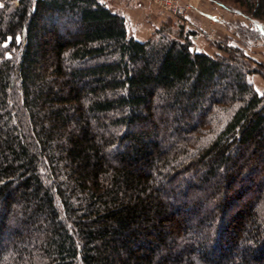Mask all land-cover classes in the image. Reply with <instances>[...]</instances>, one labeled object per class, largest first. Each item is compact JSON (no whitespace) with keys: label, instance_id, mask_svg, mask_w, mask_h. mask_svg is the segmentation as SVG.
<instances>
[{"label":"trees","instance_id":"obj_1","mask_svg":"<svg viewBox=\"0 0 264 264\" xmlns=\"http://www.w3.org/2000/svg\"><path fill=\"white\" fill-rule=\"evenodd\" d=\"M172 29L0 0V264H264V64Z\"/></svg>","mask_w":264,"mask_h":264},{"label":"rangeland","instance_id":"obj_2","mask_svg":"<svg viewBox=\"0 0 264 264\" xmlns=\"http://www.w3.org/2000/svg\"><path fill=\"white\" fill-rule=\"evenodd\" d=\"M143 1L154 8V31L162 25L171 26L173 31L184 26L185 31L195 33L192 40L196 51L208 52L216 57L228 56L226 52L229 50L239 49L255 63L264 64V37L254 33V28L246 17L230 12L210 0H180L182 5H190L186 16L162 12L148 0ZM225 4L228 8L235 6L232 0H225ZM200 11L219 16L220 22H216L215 18L214 21L207 19ZM259 24L264 29V22L259 21ZM146 27L151 28L149 25ZM249 80L259 93H264V77L252 74Z\"/></svg>","mask_w":264,"mask_h":264},{"label":"crops","instance_id":"obj_3","mask_svg":"<svg viewBox=\"0 0 264 264\" xmlns=\"http://www.w3.org/2000/svg\"><path fill=\"white\" fill-rule=\"evenodd\" d=\"M111 10L121 13L127 21L131 35L140 41L149 39L154 32V8L143 0H100ZM209 20L220 22L214 14L200 11ZM149 25L151 28H147ZM208 53V52H205Z\"/></svg>","mask_w":264,"mask_h":264},{"label":"built area","instance_id":"obj_4","mask_svg":"<svg viewBox=\"0 0 264 264\" xmlns=\"http://www.w3.org/2000/svg\"><path fill=\"white\" fill-rule=\"evenodd\" d=\"M120 1V0H119ZM162 12H168L176 16H186L190 10V5L184 6L180 0H148Z\"/></svg>","mask_w":264,"mask_h":264}]
</instances>
